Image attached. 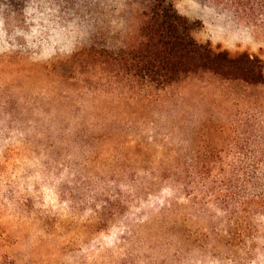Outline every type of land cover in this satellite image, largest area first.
Masks as SVG:
<instances>
[{"label": "rangeland", "instance_id": "374dc122", "mask_svg": "<svg viewBox=\"0 0 264 264\" xmlns=\"http://www.w3.org/2000/svg\"><path fill=\"white\" fill-rule=\"evenodd\" d=\"M264 66V0H176ZM141 0L0 2V264H264V85L118 72Z\"/></svg>", "mask_w": 264, "mask_h": 264}, {"label": "trees", "instance_id": "16d2710c", "mask_svg": "<svg viewBox=\"0 0 264 264\" xmlns=\"http://www.w3.org/2000/svg\"><path fill=\"white\" fill-rule=\"evenodd\" d=\"M28 0H0L10 8ZM176 0H141L135 10L140 20L131 42L118 48V72L155 92L169 88L181 78L210 73L226 81L264 85L262 62L246 53L231 56L215 51L193 38L196 22L181 15Z\"/></svg>", "mask_w": 264, "mask_h": 264}]
</instances>
